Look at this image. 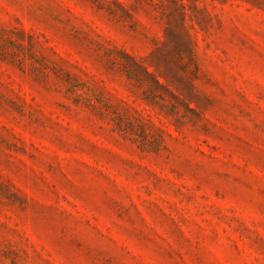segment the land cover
Returning a JSON list of instances; mask_svg holds the SVG:
<instances>
[{"label":"rangeland","instance_id":"obj_1","mask_svg":"<svg viewBox=\"0 0 264 264\" xmlns=\"http://www.w3.org/2000/svg\"><path fill=\"white\" fill-rule=\"evenodd\" d=\"M0 264H264V0H0Z\"/></svg>","mask_w":264,"mask_h":264},{"label":"trees","instance_id":"obj_2","mask_svg":"<svg viewBox=\"0 0 264 264\" xmlns=\"http://www.w3.org/2000/svg\"><path fill=\"white\" fill-rule=\"evenodd\" d=\"M128 59H130L137 67L141 68L142 70V74L136 75L135 71L133 68H129L126 67L125 65H123L122 67L128 71V74H130L132 77V79L134 78L135 81L139 82V84L142 86V88H144V90H146V92L149 93V95L152 96H156L158 93L155 91V88L152 85H149V80H147V78H151L153 79L154 83L160 88V89H164L165 87L154 78L153 74L147 70L146 68H144L143 66L139 65L138 63L135 62L134 59H132L130 56L127 57ZM135 76V77H133ZM68 81L66 82V84H69V79L73 78V79H78L81 81V79L79 77H77L76 75H72V74H68L67 75ZM83 84V83H82ZM75 88H78L76 85H72ZM159 99L164 102L165 104L169 103L167 99H163L162 97H159ZM190 111H192L191 108H188ZM121 120H123V124H125L124 126V133H127L129 135H134V134H141L138 135L140 136V138H147L149 136V134L147 133V126L146 124L143 123H139V126H141V132L138 131V129L136 128V123L134 122L133 118L130 117L129 113L125 114L123 117L119 118ZM138 132V133H137Z\"/></svg>","mask_w":264,"mask_h":264}]
</instances>
